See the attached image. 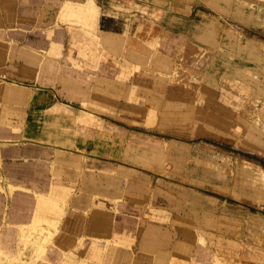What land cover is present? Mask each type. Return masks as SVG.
<instances>
[{
  "label": "rangeland",
  "instance_id": "rangeland-1",
  "mask_svg": "<svg viewBox=\"0 0 264 264\" xmlns=\"http://www.w3.org/2000/svg\"><path fill=\"white\" fill-rule=\"evenodd\" d=\"M192 9L185 23L146 22L141 33L162 32L154 44L139 46L134 24L127 41L108 45L104 72L115 80L100 102L109 116L82 119L80 137L105 164L89 168L97 185L116 177L125 195L98 206L136 207L166 226L161 236L211 244L224 264H264V0ZM185 29L186 46L173 33Z\"/></svg>",
  "mask_w": 264,
  "mask_h": 264
},
{
  "label": "crops",
  "instance_id": "crops-1",
  "mask_svg": "<svg viewBox=\"0 0 264 264\" xmlns=\"http://www.w3.org/2000/svg\"><path fill=\"white\" fill-rule=\"evenodd\" d=\"M193 6L194 0H0V117L4 111L20 120L0 121V264H224L218 250L209 254L211 244L161 236L166 226L141 220L136 207L106 199L98 206L99 198L124 197L113 186L122 180L104 176V186L97 185L89 168L105 164L80 137L82 119L109 116L100 101L112 96L105 89L115 79L105 72L113 38L127 41L134 24L141 33L146 22L185 23ZM158 31L139 34V46L157 42ZM173 33L185 46L192 36L187 29Z\"/></svg>",
  "mask_w": 264,
  "mask_h": 264
}]
</instances>
